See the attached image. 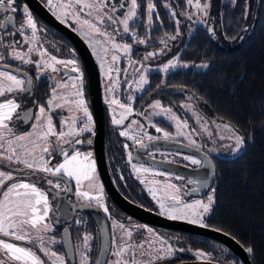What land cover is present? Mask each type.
<instances>
[{"label": "snow or ice", "instance_id": "obj_1", "mask_svg": "<svg viewBox=\"0 0 264 264\" xmlns=\"http://www.w3.org/2000/svg\"><path fill=\"white\" fill-rule=\"evenodd\" d=\"M142 3H146L147 17V24L144 26L146 31L143 37L138 33L140 25L137 23V20L140 19L139 9ZM187 4L194 6L196 13L199 14L197 18L201 23H208L207 17L211 8V0H203V3H201V0H195V3L194 0H187ZM47 6L61 23H67L71 19L73 23L77 24L80 34L87 39L90 48L95 49L98 45L103 44V51L105 53L109 51L107 45L111 42V49L130 59L133 43L147 45L151 40V37L147 33L152 28L153 14L156 12L154 0H119V3H116V0H68L66 3L60 2V0H47ZM164 7L168 8L169 5L164 4ZM18 9L19 6L16 0H0V14H12L7 15L4 22L0 23V29H5V34H19L24 38L23 43L29 45V47L26 51L22 50L19 41H16L14 44H7L6 47L11 48L12 51L10 54L0 52V68L10 67L7 63L10 58L22 65L34 64L38 72L36 76L37 80L48 69H51L52 73H56L58 69L53 65H62L65 68L72 65L69 72L77 73V75L71 76L66 72L67 80L72 81L70 85L67 82L53 83L50 85L51 97L47 99L46 104H39L38 113L25 111L21 117H18L26 121H35L30 124V130L25 129L21 132L17 130L14 123V115L21 108V95L29 93L30 88L27 86H31L33 80L28 76L27 72H23L24 78L22 79L10 71H0V98H4L0 99V160L7 161L8 166H15L11 170H0V264H48L37 254L35 250L37 248H39V251L45 257L50 258V264H66V260L74 257L76 253H79L78 264H90L93 240L90 233L84 231L78 245H69L70 248L76 251H70L63 255L56 248L57 246L68 245L67 237L69 228L72 225L69 224L63 229L64 236L60 239H57L58 233L57 235H52V233L56 232V224L60 223L58 218H54L55 212L53 211L52 201L62 200L69 194H74L79 200L87 201L86 204H81V207H92L95 204V206L103 209L106 214L109 213L108 207L102 202V195H90L88 191L83 190L85 182H87L89 188H92L96 186L98 178L96 176V162L92 159V153L90 151L83 153L77 147V145L85 143L79 137L84 133L92 132V116L89 113L83 96L82 80L79 75L80 68L74 56L69 59H59L55 55H52L49 62L46 59L49 56L47 50H41L43 49L42 44L38 48H33L32 44H39L37 40L38 24L29 12L28 7L24 6L19 17L24 19V23L17 26L14 21L18 19L15 16ZM117 13L120 14L118 15ZM192 15H187V19L191 20ZM176 16L177 13L172 11L171 17L177 25L175 35L165 33V36L159 41V43L164 45V48L158 52H147L146 56L143 57L144 60L153 59L158 55L165 54L169 50V41H175L181 35L178 27L180 20L176 19ZM156 19L160 20L158 13H156ZM160 23L163 24V21H160ZM29 31L30 36L28 35ZM208 32L211 36H216V27L209 24ZM225 34L230 35V33ZM120 36L130 37L133 43L122 40L118 41L117 37ZM240 39H243V37H240ZM4 43L3 40H0V44ZM33 52H38L41 58L39 60H32L30 56ZM118 59L119 57L115 54L111 57L112 62ZM177 66L188 67L189 65L187 63L181 65L179 59L174 58L161 70L167 73L169 69H174ZM192 66L204 69L209 67L207 63H194ZM101 67H103V63ZM15 71L22 72L23 70L17 68ZM108 71L118 70L110 68ZM52 79L54 80V77ZM77 81H80V83H77ZM148 82L147 76L141 74L138 90L142 91V86L147 85ZM69 86L75 90V99L72 102L75 104L77 111L83 112V117L79 122L75 116L71 117V122L67 119L61 121V130L57 132L50 113L55 109L63 107V104L57 101L63 100L64 96H58L57 89H64ZM108 91L114 92L115 86L109 87ZM11 93H16L17 95L10 96L9 94ZM133 99L132 95H128L127 102H121L116 98L110 100L111 104L117 105L123 110L119 119L113 118L112 122L114 125H122L127 115L132 113L130 102ZM188 100L189 102L186 105H181V107L191 112L192 116L201 124V129L207 131L206 125L209 122L195 109L192 103L195 100H203L204 103H207V100L197 96L195 93L190 94ZM149 106L154 110L152 116H164L170 122L175 123L178 134L188 139L189 144L196 146V141L191 139L190 136L191 133L197 132V129H191V133L188 135H185L183 131L189 128L187 120L178 117L171 108L164 107L159 100L151 102ZM139 115H144V113L141 112ZM147 119L149 126L154 128L156 133L161 134L165 141L173 139V134L165 128L158 126L157 123H153L151 116H148ZM212 123L216 124L219 132L229 133L227 136L220 134L219 140H228L230 142L228 147L232 149L233 154L238 153L246 146V138L241 134L238 126L234 127L230 121H225L223 117L212 121ZM131 124H138V121L133 120ZM65 126L67 127V131H65ZM208 134L209 136L212 135L210 132ZM119 135L134 141L140 149L145 151H149V144H154L160 139L159 136H153L144 131V125L142 124L140 125V131L135 136L130 135L128 130H121ZM49 137H55V140L50 141ZM145 140L148 143H145ZM87 143L90 144L91 140L87 141ZM123 147L128 152L127 160L131 164L132 169L136 173H149L150 169L145 167L144 164L133 162L134 158L132 152L129 150V145L124 144ZM37 149H39V155L36 154ZM196 150L199 152L200 148L196 147ZM208 151L212 152L214 149H209ZM56 154H59L63 159L62 162L53 164L52 161ZM150 155L154 160L155 152H151ZM183 159L188 161L190 165L205 168V161H208V156L205 154L203 161L188 155L183 156ZM0 167L6 166L0 165ZM39 173L44 174L48 188L44 189L39 186ZM151 174L155 176L168 175L163 171H155ZM49 176L55 179H48L47 177ZM121 179H124V177L121 176ZM176 179L183 178L176 176ZM7 181L11 183L6 184ZM73 182L75 185L74 189ZM188 183H193V181L188 180ZM166 189L173 190L175 194L170 197L172 201L170 205H166L159 200L157 201L161 214L172 220H183L189 224L198 225L200 228L212 227L206 221V217L211 212L212 206L215 203L214 188L210 189L211 194L207 195V202L203 200L195 202L184 201L179 195L182 191L181 188L174 184L166 185ZM99 191L102 193L103 188L99 187ZM149 191L151 192L152 189H149ZM192 191L195 192L197 189L193 188ZM49 197H51V201ZM153 198L155 199V196ZM108 218L111 219V216L109 215ZM82 223L84 222L79 219L75 221L77 226ZM112 225L120 229L124 235L117 236L113 233L112 241L115 244L116 250L112 253L115 259L111 261V264H137L135 253L138 250H145L144 243L140 241H137L135 244L130 243L129 238L133 236V233L131 230L126 229L125 224L113 220ZM80 231L81 229L78 227V234ZM152 231L151 228L147 229L148 233H152ZM217 231L223 230L217 229ZM13 241H21L25 245H31V247L19 245ZM161 243L165 246L155 250L154 246L150 245L146 249L148 258H141L139 264H155V261L171 256L173 253L171 244L164 241ZM244 247L248 255L254 257V247L251 245ZM129 253H131L130 258ZM198 255L202 258L208 257L209 264H213L211 253L205 254L204 252H199ZM95 264H106V262L96 260ZM216 264H219V259L216 260ZM223 264H228V260L224 259Z\"/></svg>", "mask_w": 264, "mask_h": 264}, {"label": "flooded vegetation", "instance_id": "obj_2", "mask_svg": "<svg viewBox=\"0 0 264 264\" xmlns=\"http://www.w3.org/2000/svg\"><path fill=\"white\" fill-rule=\"evenodd\" d=\"M38 3L42 6L43 9L46 10V14L48 17L54 19L56 22H54L56 25L60 24L59 27H63L64 30L67 29L69 32H73L76 36H78L82 43L85 44L87 51L89 54H91L95 66H97L98 69V77H100V89L102 91V101H103V112H104V147H105V159L107 162V170L109 171L111 182L114 184L117 192L122 195L127 201L130 203L140 206L141 208H144L152 213H157L161 216H163L157 208H159V205L157 206V203L155 202V199L153 198V195L158 194V190L156 189V184H158L161 181H170L171 184L176 185L177 187L181 188V193L179 194L182 199L186 202H190L191 200H206L207 195L211 194L210 189L214 188L216 179H215V158L217 159H227V158H221L218 156H215L213 154H208L204 150H200L203 154H207L210 162L212 163V167H210L209 164H206V170L204 173L206 174V177H191V176H185L178 173L170 172L166 169H162L155 165L153 162L151 163L150 153L155 152V161L160 162H169L173 164H178L181 166H184L186 168H192V169H200L198 166L190 165L188 161L183 159V156H193L198 159H203L199 156L190 154V153H184L178 150H172L168 149L167 147L161 146L163 145V137L161 134L156 133L154 128H151L149 126V121L147 117L149 116V109H150V103L154 102L155 100H159L161 104L166 108H171L172 111L181 119L187 120L189 124V128L194 127V121L191 120L190 117H188V114H184L183 110L181 109V105L183 104L184 100L188 99L190 93L187 92L185 89H181V86H179V83L177 81V77L175 73L179 70H173L172 72L163 75L162 73L154 72V71H146L143 69L144 65L142 60H140L139 53V47H136L129 57L125 60H122L120 66L121 69L125 68L127 62L131 65L133 68L134 73L131 74L122 72L118 75H116V80H114V83L107 86V89L111 86H115L114 92L107 91L105 93L103 89L102 84V77L100 75V67L98 66V58L96 54V50L94 48H90L88 45V41L85 37H83L80 34L79 27L77 24L73 23L71 19L68 20L67 23H61L59 19H57V16L53 14L52 11L49 10V7L47 6V0H37ZM157 1L162 2L161 0H154V3H157ZM60 2H68V0H60ZM17 5L19 6L18 12L15 14V16L18 18L14 21V23L18 26L19 24L24 23V19L19 18L20 14L23 10L24 6H27L29 9V12L32 14L34 20L38 24V32H37V40L39 41V44H32L31 46L33 48H38L40 44L43 45V50H47L49 56L46 58L50 62V57L52 55H55L59 59H69L74 58L78 62V66L80 68V77L82 80V87H83V96L86 102V106L89 109V113L92 116V132L91 133H84L79 138L84 140L85 143L82 145H77V147L83 152H91L92 153V159L95 160V148L94 147V133H95V114L93 113V107H92V101H91V89L89 86V78L87 74V68L85 66V62L83 59L84 50L79 47H81V44L79 42L78 46L74 45V43L71 42V40L61 32L58 28H56L55 25H50L47 21H45L42 17L38 16L33 10H31L29 6L28 0H16ZM116 3H119V0H116ZM162 5V3H161ZM164 8V5H163ZM146 9L145 3L141 4V8L139 12H142ZM165 11V10H164ZM168 16V12L165 11ZM7 15H12L11 13L7 14H0V23L4 22V19ZM169 17V16H168ZM11 27V26H9ZM5 29H0V40H3L5 43L0 44V52H4L6 54H10L12 49L6 47L7 44H14L16 41L20 42V46L22 50H25L29 47V45L24 44L23 40L24 38L21 37L19 34L11 35L5 34ZM30 36V31L28 33ZM169 35H175L169 34ZM152 36V35H151ZM163 36L159 37H153L156 39L155 41H158L156 43L147 44L146 47L153 48L156 46L155 49L164 48V45L159 43ZM180 36V35H179ZM131 41V40H128ZM181 43V40L176 39L175 41H169L168 48L169 50L166 52L165 59L167 61L172 60L177 56V47ZM153 46V47H152ZM180 48V46L178 47ZM83 53V55H82ZM32 60H39L41 57L38 52H33L30 56ZM7 63L10 65L8 68H0V71H10L13 74L18 75L20 78H24L23 72H27L28 76L32 78L33 84L31 86H27L30 88L29 93L23 94L20 97L21 101V108L17 110V114L14 115V123L16 124L18 131H24L25 129L30 130V124L34 123L35 121H26L23 119H20L18 117H21L25 111H30L32 113H38V106L39 104H46L47 99L51 97V88L50 85L57 82H67L69 85L72 83V81L67 80V76L65 73L67 72L71 76H76L77 73H70L69 69L72 67V65H69L68 68H65L62 65H53L58 69L56 73H52L51 69H48L44 75L41 76L39 80L36 79V76L38 75L37 69L34 64L30 65H22L18 61L8 59ZM17 68L22 69V72L15 71ZM133 74V79H132ZM146 75L148 78V84L142 86L143 90L139 89V77L140 75ZM54 77V80L52 79ZM77 83H80V81H77ZM62 91L61 95L65 96L67 101L74 100V90L69 86L68 88L61 89ZM59 91V92H60ZM68 91V92H67ZM65 92H67L65 94ZM10 96H16V93L9 94ZM132 95L134 99L130 102L132 106V113L127 115V118L123 120L122 125H114L113 124V118H120V115L122 113V109H120L117 105H113L110 103V100L113 98L119 99L121 102H127V96ZM142 97V98H141ZM4 99V98H0ZM35 101V103H34ZM188 103V102H187ZM195 109L201 113L206 120H216L213 117L210 116V113L205 112L204 109H202L199 105L198 100H195L192 102ZM159 111V110H157ZM74 112H77L76 108L73 106H68L65 108H58L56 110H53L50 114L53 117V124L56 128V131L59 132L61 130V121L67 119L69 121V116H72ZM143 112L144 115H139V113ZM78 113H83L82 111H79ZM47 114V113H46ZM135 120L138 121V124H131V122ZM151 120L153 123H157L158 126H161L165 128L168 131H171L173 133V127L170 126L168 123L164 122L163 119L152 117ZM144 125V131H147L149 134L153 136H159L160 139L157 140L154 144H149V151H145L143 149H140L139 146H137L134 141L129 140L125 137H121L119 135V132L121 130H128L130 132V135H137L140 131V125ZM130 126V127H129ZM65 131H67V127L65 126ZM67 138V137H66ZM50 141L55 140V137H49ZM91 140V143H87V141ZM173 143H180L182 145H188L191 148L196 149L195 147L189 145L185 141H182L177 138H173L171 140H168ZM145 143H148L147 140H145ZM128 144L129 150L132 152L133 155V162L134 163H142L145 165V167L149 168V173H136L132 167L131 164H129L127 160L128 152L124 149L123 145ZM67 147V145H65ZM70 151V149H69ZM37 155H39V149H37L36 152ZM62 157L59 156V154H56L53 158L52 163L55 164L57 162H62ZM3 165L6 167H0V170H11L13 166H8L7 161H3ZM155 171H163L167 173V176H155L152 175V172ZM203 174V172H202ZM96 186L89 188L92 195H102L103 200L102 202L105 204L106 207L109 209V213L106 214L103 209L95 206L93 204L92 207H83L82 209H78L81 207L80 205L82 203H78L75 199L74 194H69L68 196L64 197L62 200L52 201L53 205V211L55 212V217L60 220V223L56 224V232L52 233V235H57V239H60L64 236L63 229L67 227L69 224L72 225L71 228H69V234L67 237L68 245L65 246H57L56 250L60 254H65L68 252H75L76 250L73 248H70L69 245H78L80 240L82 239V236L84 234V231H87L90 233L93 237L92 245H91V261L90 264H95L96 260H102L105 261L106 264H111V261L115 259L113 256V252L115 251V248L113 247V241L112 236L113 233H115L117 236H123L124 233L121 232L120 229L115 228L112 225V221L115 220L119 223L125 224L126 229L131 230L135 234H138L139 236H143L144 234H149L147 232L148 228H151L153 231L150 233L151 237H156L157 233L160 230H164L158 227H153L151 225L141 223L137 221L134 218H130L127 216V214L122 211L116 204L113 202L112 198L110 197V194L106 191V189L103 186V183H101L100 177H99V171H97V164H96ZM121 176L124 177V179H121ZM176 176H180L183 179H176ZM39 178V186L46 189L48 188V185L46 183V180L44 178L43 173L38 174ZM48 179H55L54 177H47ZM188 180L193 181V183H188ZM141 181L146 182L147 184L141 183ZM11 183L10 181H7L6 184ZM202 185H204L202 187ZM75 185L73 182V189ZM99 187L103 188V192L101 193L99 191ZM153 189L152 194L148 192V189ZM196 188L197 191L193 192L192 189ZM186 193V194H185ZM63 196V194H62ZM171 196V195H170ZM170 196L167 198V201L170 202ZM51 201V197H49ZM86 204V203H84ZM94 209V210H93ZM51 215V213H50ZM111 216V219L108 218V216ZM82 220L84 223L77 226L75 224L76 220ZM129 223H133L132 227H129ZM136 224V226L134 225ZM106 226L107 229V237H108V249H107V241L105 240L106 233L103 230V226ZM135 226V227H133ZM80 228L81 231L77 232V228ZM138 227V228H137ZM119 230V231H117ZM166 231V230H164ZM170 232L172 239L173 246L175 247V251L178 252V244H177V236L181 235L182 232H174L171 230H167ZM179 234V235H178ZM7 239V238H4ZM186 242L190 241L189 236L188 238H185ZM14 243H17L19 245L31 247V245H25L24 242L21 241H13ZM187 245V244H186ZM222 245V244H221ZM188 247V245H187ZM228 248L225 246H221V249L219 251L222 252V258L226 254V250ZM37 251V254L41 256L43 260L48 262L50 264V258L45 257L43 253L39 251V248L35 249ZM230 250V249H229ZM193 252H191L192 254ZM129 256L131 253L128 254ZM78 256L79 253H76L74 257L71 259L66 260V264H78ZM130 258V257H129ZM221 257H215L212 259L213 262H216L217 259H219V263L223 264V259ZM197 260L196 258H187V259H180V261H192ZM209 261L208 259H204ZM202 260V261H204ZM238 260V259H237ZM178 260V254L166 261V264H176L180 263ZM240 263V260H238ZM162 263V262H160ZM158 264V263H157ZM164 264V263H162ZM233 264V263H228ZM241 264V263H240Z\"/></svg>", "mask_w": 264, "mask_h": 264}, {"label": "trees", "instance_id": "obj_3", "mask_svg": "<svg viewBox=\"0 0 264 264\" xmlns=\"http://www.w3.org/2000/svg\"><path fill=\"white\" fill-rule=\"evenodd\" d=\"M256 1L249 30L245 25L246 0L220 7L221 37L236 43L230 49L221 47L208 29L199 26L188 38L180 39L178 59L189 66L175 75L181 89L207 100V103L198 100L205 112L216 120L223 117L238 126L246 138V146L233 159L215 158V203L206 221L212 229H222L220 232L244 249L253 246L254 257L248 255L252 264H264V0ZM182 2L178 0L179 10H184ZM161 3H155L153 37L174 34L176 29ZM156 13L160 20L156 19ZM194 63H207L209 67H194ZM188 236L190 241L186 242ZM176 239L178 250L187 251L179 252V261L199 252L211 253L212 259L222 258L219 251L222 245L216 241L185 233ZM222 259L240 264L229 249Z\"/></svg>", "mask_w": 264, "mask_h": 264}, {"label": "rangeland", "instance_id": "obj_4", "mask_svg": "<svg viewBox=\"0 0 264 264\" xmlns=\"http://www.w3.org/2000/svg\"><path fill=\"white\" fill-rule=\"evenodd\" d=\"M161 1H162V5H164V4L169 5L168 8L164 7V10L168 12V16L173 20V24H174L175 28L177 27V25L175 24V20L171 17V12L175 11L177 13L176 19L180 20V24L178 27L181 30V35L179 36V39L188 38L193 33L194 29L197 26L208 29V25L211 24L212 26L216 27L217 34H216V36H214V37L212 36V37L216 40L217 44H219L221 47H223L225 49H230V47H232L236 44V43L230 42V41L226 42L221 37V30H220V27L218 26V21H219L218 18L220 16V14H219L220 7L222 5L228 4V3L234 4L235 2H233V0H211V8H210L209 16L207 17L208 23H201L198 20L197 17L199 14L196 13V9L194 8V6L187 4V0H183V2H182L185 5L184 10L178 9V5H177L178 0H161ZM246 1H247V5H246V9H245V13H246V18H245L246 24L245 25L249 30V28L251 27V20L255 15L254 10H255L257 1L256 0H246ZM194 3H195V0H194ZM145 6H146V3H145ZM139 11H140V9H139ZM117 14L119 15L120 13H117ZM189 14H193L191 20L187 19V15H189ZM137 23L140 25V28L138 29V33L140 36L143 37L145 35V31H146L144 26L147 24L146 9L144 12L143 11L140 12V19L137 20ZM154 30L155 29L152 26L151 30L148 31V33H147L151 37V40L148 42V44L158 42V41H155L156 39H154L151 36V32ZM117 40L118 41L122 40L124 42L133 43L131 38L128 36L117 37ZM128 40H131V41H128ZM107 46L109 48V51L107 53H105L103 51V47H104L103 44L98 45L97 48H95L97 58H98V66L100 67V72H101L100 75L102 77L103 89H104L105 93L108 91V89H107L108 84L111 85L114 83V80H116V78H117L116 75L120 74L121 72L123 74H125V73L131 74L132 72L134 73L133 68L131 67L129 62H127L125 68L121 69L120 64H121L122 60L126 61V58H128V57L124 56L123 54H121L119 52H116L113 49H111V42H109ZM136 47L140 48L139 53H141L140 60H142V62H143V65H144L143 69L148 71V72L154 71V72L162 73L163 75L166 76V74L172 72L173 70H178V69L183 70L185 68L183 66H177L174 69H169V71L167 73H165L161 69H163V67L169 62L167 60H164L166 53L163 55H158L153 59H149V60L143 59V57L146 56L147 52H158L162 48L155 49L156 46H154V47L152 46L153 48H150V47L147 48L146 45L133 43V50ZM114 54L117 55L119 57V59L115 62H112L111 57ZM175 58H178V55ZM102 63H103V67H101ZM110 68H115L118 71L109 72L108 70ZM132 79H133V74H132ZM60 90L61 89H57L58 96L61 95V93H62V91H60ZM67 92H65V94ZM66 99L67 98L64 96L63 100H58L57 102L63 104L62 108H65L68 106H73L74 108H76V106L73 102H71L69 100L67 101ZM74 99H75V97H74ZM72 101H74V100H72ZM187 102H189L188 99L184 100L182 105H186ZM181 109L183 110L185 115L188 114V117H190L191 120L194 121V127H191V128L197 129V132L191 133L190 128L184 129L183 131L185 132V135H188L189 133H191L190 138L194 139L196 141V146L189 144L188 139H185L184 136H181L178 134V129H177L175 123L170 122L164 116H152V112L154 110L151 107L148 111H149V116L163 119L164 122L168 123L170 126L173 127V133L172 134H173L174 139L177 138V139H180L182 141H185L186 143H188L189 145H191L195 148L199 147L200 150H204L206 153H208L210 155L213 154V155L221 157V158L233 159L234 157H236L238 155V153H240L241 150L238 153L233 154L232 149H230L228 147V144L230 143L228 140H224V141L219 140L220 134L227 136V135H229V133L219 132L216 128V124L212 123V121H214V120H207L209 122L206 125L207 131H204L203 129H201V124L197 122L196 118L192 116L191 112L187 111L186 108H184V107H182ZM155 111H157V110H155ZM78 112L79 111L74 112L72 114V116H69L70 117L69 122H71V117H73V116L77 117V121L79 122V120L83 117V113H78ZM169 132L171 133V131H169ZM209 132L212 133L211 136H209V134H208ZM209 149H214V151L209 152L208 151ZM0 165H3V160H0ZM143 184L146 185L147 183L144 182ZM168 184H171V182L170 181H161V180L158 184H156V189L158 190V194H157V196L156 195H153V196H155V202L157 203V206H158V202H157L158 200L160 202L165 203L166 205H170L172 203L171 200H170V202H168L167 198L170 195L172 196L175 193L173 190L166 189V185H168ZM147 189H148V192L152 194V191L150 192L149 188H147ZM83 190L88 191L90 195L93 194V192L92 193L90 192L87 182L84 183ZM75 200L78 203H82V204L87 203V201H82V200H79L78 198H76ZM195 201H197V200H191L190 202H195ZM204 202H207V200H204ZM157 210L160 212L159 208H157ZM163 216L167 218V216H165V215H163ZM132 224L133 223H129L128 228L132 227ZM134 225L136 226V224H134ZM135 226H133V227H135ZM117 231H119V230H117ZM132 233H133V236L131 238H129L130 243L135 244L137 241H140V242L144 243V245H145V250H143V251L138 250L135 253L136 259H137V264H139V261L141 258H143V259L148 258V253H147L146 249H148L150 245L154 246V250L164 247L165 245L161 243L162 241H164L168 244H171V246L173 247V253L171 256H168L166 258L155 261V264H157V263L158 264H162V263L166 264V261H168V259L176 256L177 254L179 255V252H182L184 254H186V252H187L184 249H180V250H178V252L175 251V247L173 246V243H172V241L174 239H172L169 231L160 230L157 233L156 237H151L150 233L148 235L144 234L143 236H139L138 234H135L134 232H132ZM113 247L115 248L114 243H113ZM188 253H189V251H188ZM161 255H163V253H161ZM129 257H131V255ZM194 258H196L197 260L208 259V257L202 258L201 256L198 255V253L194 254ZM160 262H162V263H160Z\"/></svg>", "mask_w": 264, "mask_h": 264}, {"label": "water", "instance_id": "obj_5", "mask_svg": "<svg viewBox=\"0 0 264 264\" xmlns=\"http://www.w3.org/2000/svg\"><path fill=\"white\" fill-rule=\"evenodd\" d=\"M29 6L31 10H33L38 16L42 17L45 21H47L50 25H55L56 28H58L61 32L66 34V36L71 40L74 45L78 46L79 42L81 44L80 49L82 48L84 50L83 59L85 62V66L87 68V74L89 78V86L91 89V101H92V107H93V113L95 114V133H94V147L95 148V160L97 164V171H99V177L101 180V183H103L104 188L110 194V197L112 198L113 202L118 206L122 211H124L128 217H132L136 219L137 221L141 223H145L148 225H151L153 227H158L164 230H171L174 232H182L189 235H195L201 238H208L212 241H216L223 246L230 249V251L236 256L238 260H240L241 264H252L251 259H249L247 252L245 249L237 243L232 237L228 236L227 234H223L220 231H217L216 229L212 228H200L198 225L189 224L186 221L183 220H172L169 218H166L164 216H161L157 213H152L144 208H141L140 206H137L127 201L122 195H120L114 184L111 182L109 171L107 170V162L105 159V147H104V112H103V101H102V91L100 89V77H98V69L97 66H95L94 60L91 56V54L88 53L87 48L84 43H82L81 39L76 36L73 32H69L67 29L64 30L63 27H59V25L55 24L56 22L54 19L47 16V12L45 9L42 8V6L38 3L37 0H28ZM164 147H167L168 149H176L178 151L184 152V153H190L196 156H200L204 160L205 154L202 152H197V150L189 147L188 145H182L180 143H173L170 141H163ZM208 161H205V164H209L210 167H212V163H209ZM154 163L158 167L162 169H166L173 173H178L185 176H191V177H206V174L204 171L205 168L200 169H192V168H186L184 166L173 164L169 162H160L151 160V163ZM213 169V167H212ZM203 172V174H202ZM83 207H79L78 209H82ZM94 210V209H93ZM103 230L106 233L105 240L107 241V249L109 246V241L107 237V229L106 226H103ZM176 264H209V261L207 260H192V261H180V263ZM213 264H216V262H213ZM220 264V263H219Z\"/></svg>", "mask_w": 264, "mask_h": 264}]
</instances>
